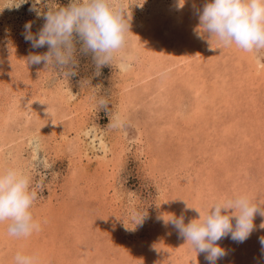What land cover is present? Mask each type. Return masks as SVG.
I'll return each mask as SVG.
<instances>
[{
  "label": "rangeland",
  "instance_id": "rangeland-1",
  "mask_svg": "<svg viewBox=\"0 0 264 264\" xmlns=\"http://www.w3.org/2000/svg\"><path fill=\"white\" fill-rule=\"evenodd\" d=\"M175 1L112 0L130 27L126 46L99 76L91 54L78 56L71 78L27 63L47 51L24 39L26 22L33 34L45 22L29 8L46 13L71 0H28L0 14V169L31 178L38 194L31 211L41 224L16 238L0 223V264H14L26 248L48 255L37 264H207L158 217L183 215L188 223L199 213L185 211L183 200L204 215L213 201L237 195L264 208V70L255 72L264 50L224 47L198 33L208 0H189L184 14ZM142 21L155 22L151 46ZM186 45L192 50L180 53ZM151 59L163 70L150 75ZM169 73L180 77L167 82ZM100 97L107 111L97 108ZM117 116L121 126L112 128ZM134 212L147 218L132 231ZM253 223L245 242H218L227 255L217 264H264V217Z\"/></svg>",
  "mask_w": 264,
  "mask_h": 264
},
{
  "label": "clouds",
  "instance_id": "clouds-1",
  "mask_svg": "<svg viewBox=\"0 0 264 264\" xmlns=\"http://www.w3.org/2000/svg\"><path fill=\"white\" fill-rule=\"evenodd\" d=\"M27 2L2 0L0 14L6 8L18 10ZM144 2L142 0L139 5L142 7ZM183 4L184 0H179L178 7H183ZM29 11L35 12L37 17L42 16L45 22L36 34L32 32V22H26L22 33L24 39L33 49L47 47L42 54L29 55V65H44L45 69H55L71 78L78 74V56L91 54L94 75L99 76L101 69L111 66L116 54L126 46L130 25L125 19L124 9L114 6L112 0H71L68 6L50 8L46 13L33 5ZM197 15L198 33L214 36L220 45H235L245 52L264 50V0H208ZM77 43L80 44L79 49ZM97 108L107 111V99L98 98ZM121 123L117 116L110 126L119 128ZM37 195L31 187V178L23 171L14 167L0 169V223L8 222L7 233L10 236L27 238L41 230L40 222L31 211ZM183 201L185 211L198 212V218L188 223H185L183 215L158 219H163L165 226L171 224L196 254L204 255L207 264H217L227 255L219 241L230 238L236 243L245 242L255 230L254 217L257 214L264 217V208L253 204L247 195L213 201L204 215ZM146 218V213L134 212V227L128 229L135 231L142 227ZM260 227L264 228V223ZM260 244L264 250V237H260ZM37 259L36 255L17 253L14 264H37Z\"/></svg>",
  "mask_w": 264,
  "mask_h": 264
},
{
  "label": "bare ground",
  "instance_id": "bare-ground-1",
  "mask_svg": "<svg viewBox=\"0 0 264 264\" xmlns=\"http://www.w3.org/2000/svg\"><path fill=\"white\" fill-rule=\"evenodd\" d=\"M203 1V0H202ZM161 2V1H160ZM168 2V1H167ZM165 3V2H164ZM171 3V2H170ZM175 4H173V6H176V7H178V3H179V0L178 1H175L174 2ZM189 5H192L191 3H190V1L189 0H184V4H183V7H178V9H179V12H180V9L182 10L181 11V13L182 14H184V10L187 8V7H189ZM164 7V6H163ZM167 8H168V6H167ZM171 8V7H170ZM170 8H168V9H165V12L166 13H172V12H174V10H172V8L170 9ZM153 11V10H152ZM157 12V11H156ZM154 14V13H153ZM163 18V17H162ZM164 18H166V17H164ZM174 18V17H173ZM158 19V18H157ZM163 21V20H162ZM175 23H177V25L178 26H180L182 23H180L181 21H182V18L179 16H176L175 18H174V20H173ZM154 24H155V22H153V23H150V22H148V21H146V22H141V26L144 28V30H145V32L147 33V34H145V36H146V39H144V40H146L145 41V43H144V45L145 46H147L148 44L150 45V43L152 44L153 42V38L154 37H152V36H154V32H153V30H154ZM156 27V26H155ZM183 27V26H182ZM177 34V33H176ZM177 36V38H178V35H176ZM151 37H152V40H151ZM180 39V38H179ZM156 40V39H155ZM144 42V41H143ZM148 43V44H147ZM180 43V42H179ZM154 44H155V42H154ZM177 44V43H176ZM178 45V44H177ZM181 45V44H180ZM151 46V45H150ZM158 46V45H157ZM179 46V45H178ZM188 45H186V47H184V51H181L180 53H185V54H187L186 52H189V51H191L189 48L190 47H187ZM144 47V46H143ZM178 48V47H177ZM158 51V50H157ZM159 52V51H158ZM173 53V52H172ZM176 53V52H175ZM179 53V55H181ZM152 55V54H151ZM157 55H158V53H157ZM189 55V54H188ZM154 56V55H153ZM173 56V55H172ZM149 57V56H148ZM159 57H161V56H159ZM175 57H177V54L175 55ZM184 57V56H183ZM188 57V56H187ZM158 58V57H157ZM157 58H154L153 60H157ZM162 58V57H161ZM181 58V57H180ZM148 61V60H147ZM152 59L151 60H149V62L150 63H147V65H149V68H150V75H151V73H153V71H155L156 72V69L158 70V71H161V70H163V68H160V67H158V63H157V61H152ZM146 62V61H145ZM144 64V63H143ZM260 65V67L259 68H256L255 69V72H257L259 69H262V71L264 70V63H261V64H259ZM144 66H146V65H144ZM167 67V66H166ZM165 67V68H166ZM169 67V66H168ZM261 67H263V68H261ZM177 68V67H176ZM186 69H188L189 70V68H186ZM187 70V72H189V74L191 75L190 76V78L193 80V81H195L196 80V77H195V75H193L192 76V72L194 73V72H196V71H188ZM198 73V72H197ZM144 74H147V73H144ZM181 74V73H180ZM182 74H184V73H182ZM168 75V74H167ZM168 76H171V78L170 79H167V82H175V78H178V77H180V76H176V73H169V75ZM255 76V75H254ZM161 79V78H160ZM185 79V78H184ZM159 80V79H158ZM178 80V79H177ZM180 80V79H179ZM178 80V81H179ZM187 81H188V78L186 79ZM183 81V80H182ZM184 82H186V81H184ZM189 82V81H188ZM162 83H164V82H162ZM160 81H158V84H160V85H158L159 87H162L164 84H162ZM196 83V82H195ZM144 84V83H143ZM173 84V83H172ZM145 88V87H144ZM156 92V91H155ZM137 93V92H136ZM134 94V93H133ZM138 95V94H137ZM126 98V97H125ZM123 103V102H122ZM85 129V128H84ZM117 138H115V140H116ZM147 146H149V145H147ZM120 147V146H119ZM118 150H120V149H118ZM110 153V152H109ZM116 153L117 154H119L117 151H116ZM107 162V161H106ZM152 162H154V161H152ZM101 163V162H100ZM169 217V216H168ZM27 240V239H26ZM25 249V248H24ZM25 251L26 252H28V255H34L33 253H32V251H30V250H28V248H26L25 249ZM30 253V254H29ZM40 256L43 258V257H45L46 258V256H48L47 254L46 255H44V253H41L40 254ZM40 256H38V257H40ZM37 257V258H38ZM44 259V258H43ZM40 260V259H39ZM42 262H44V261H42ZM38 263V262H37Z\"/></svg>",
  "mask_w": 264,
  "mask_h": 264
}]
</instances>
